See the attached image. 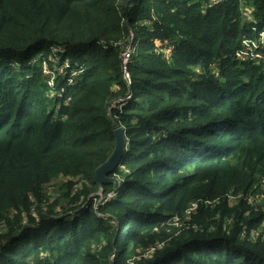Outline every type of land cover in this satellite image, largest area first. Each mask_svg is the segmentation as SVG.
Listing matches in <instances>:
<instances>
[{
  "label": "trees",
  "instance_id": "16d2710c",
  "mask_svg": "<svg viewBox=\"0 0 264 264\" xmlns=\"http://www.w3.org/2000/svg\"><path fill=\"white\" fill-rule=\"evenodd\" d=\"M263 178L264 0H0V264H264Z\"/></svg>",
  "mask_w": 264,
  "mask_h": 264
},
{
  "label": "water",
  "instance_id": "95a60500",
  "mask_svg": "<svg viewBox=\"0 0 264 264\" xmlns=\"http://www.w3.org/2000/svg\"><path fill=\"white\" fill-rule=\"evenodd\" d=\"M114 131L116 137L115 149L110 157L96 169L94 175L95 181L99 186V191L94 197H99L100 201L104 199V184H114V191L118 190L121 185L120 180L115 176L110 177V174L121 164L122 156L126 150L127 139L122 126L115 125Z\"/></svg>",
  "mask_w": 264,
  "mask_h": 264
},
{
  "label": "built area",
  "instance_id": "2783aa9c",
  "mask_svg": "<svg viewBox=\"0 0 264 264\" xmlns=\"http://www.w3.org/2000/svg\"><path fill=\"white\" fill-rule=\"evenodd\" d=\"M134 53H135V46H133L132 43H129L128 45H126L123 49V52H122V62H123V71L122 72H123V77L127 81L128 85L131 84V76H130V73L128 71V66H129L130 60L132 59V56ZM131 97H132L131 93H129L124 97L116 98L112 102V107H114V106H120V107L125 106L126 101L128 99H130ZM174 222L177 224L179 222V218L176 217Z\"/></svg>",
  "mask_w": 264,
  "mask_h": 264
},
{
  "label": "rangeland",
  "instance_id": "374dc122",
  "mask_svg": "<svg viewBox=\"0 0 264 264\" xmlns=\"http://www.w3.org/2000/svg\"><path fill=\"white\" fill-rule=\"evenodd\" d=\"M137 50V47H135V52ZM255 55V54H254ZM247 55H244V58L246 57ZM253 56V55H252ZM251 56V57H252ZM249 57V56H248ZM118 178V177H117ZM119 179V178H118ZM60 183L62 182V180H59ZM58 183V182H57ZM55 185V184H54ZM54 191V190H53ZM253 203L254 205L256 206H262L264 205V178L262 180V185H261V188L259 190V193H257L256 195H254V198H253Z\"/></svg>",
  "mask_w": 264,
  "mask_h": 264
}]
</instances>
